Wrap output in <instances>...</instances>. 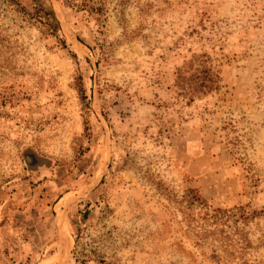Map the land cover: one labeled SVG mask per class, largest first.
<instances>
[{
    "label": "rangeland",
    "instance_id": "rangeland-1",
    "mask_svg": "<svg viewBox=\"0 0 264 264\" xmlns=\"http://www.w3.org/2000/svg\"><path fill=\"white\" fill-rule=\"evenodd\" d=\"M19 3L0 0V264H264V0ZM189 188L244 240L231 256L184 236Z\"/></svg>",
    "mask_w": 264,
    "mask_h": 264
},
{
    "label": "trees",
    "instance_id": "trees-1",
    "mask_svg": "<svg viewBox=\"0 0 264 264\" xmlns=\"http://www.w3.org/2000/svg\"><path fill=\"white\" fill-rule=\"evenodd\" d=\"M5 6L13 13L24 12L19 0H5ZM26 16L30 18L31 23L36 24L37 27H40L48 35L55 36L59 31L58 22L50 7L35 8L34 12L26 14ZM34 159L36 160L38 158L35 156ZM173 203L177 207L188 210V213L184 215L186 216L187 223L189 222V225L191 224V227L188 226L189 229L186 230L184 236L192 241L193 245L203 247L207 246L209 241L219 243V247L222 249L219 251L229 257L232 255L231 251L238 241H244L241 238L228 237V233L234 236V233L230 232L231 230H228L229 232L225 234L222 228L230 229L227 226L229 220L228 215L218 207H211L196 189L189 188L184 195H175ZM178 212L182 213L179 209ZM219 247L212 246L214 249L212 253L215 254L216 250L220 249ZM78 256L75 258V261L78 264H84L86 262L85 255L79 254Z\"/></svg>",
    "mask_w": 264,
    "mask_h": 264
}]
</instances>
